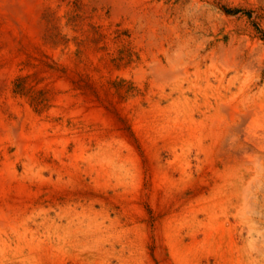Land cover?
<instances>
[{"label": "rangeland", "instance_id": "1", "mask_svg": "<svg viewBox=\"0 0 264 264\" xmlns=\"http://www.w3.org/2000/svg\"><path fill=\"white\" fill-rule=\"evenodd\" d=\"M129 1L0 0V264H234L203 224L229 189L236 264H264V135L239 123L264 102V0ZM213 112L215 141L189 140Z\"/></svg>", "mask_w": 264, "mask_h": 264}, {"label": "bare ground", "instance_id": "2", "mask_svg": "<svg viewBox=\"0 0 264 264\" xmlns=\"http://www.w3.org/2000/svg\"><path fill=\"white\" fill-rule=\"evenodd\" d=\"M107 1V0H106ZM113 4L112 6L114 5V7H116L117 10H131L133 8V6L131 5L132 3L129 1V0H110ZM133 1V0H132ZM136 2V0H135ZM138 5V4H137ZM135 7V6H134ZM135 10V8L133 9ZM137 11H138V8H137ZM119 12V11H118ZM121 12V11H120ZM130 15V14H129ZM131 16V15H130ZM135 16V15H134ZM133 17V16H132ZM135 18V17H134ZM165 73V72H164ZM230 100V98H229ZM228 100V101H229ZM227 102V101H226ZM225 102H223L224 104ZM235 103V102H234ZM245 104V103H243ZM229 105V103H228ZM234 105V104H232ZM243 106V105H242ZM229 107V106H228ZM233 107V106H232ZM231 108V107H230ZM227 110V109H226ZM230 111V110H229ZM232 112H234L233 108L231 109ZM216 112H213V113H210V120H211V123L209 124V127L207 126V128L205 129L204 132H199V133H193L190 135V138H188L189 140L193 139V138H196V140L200 141V138L202 137V134L203 133H207L210 138L212 140H214L216 137L219 136L220 134V131L218 130V126H216V124H214V121L215 122H223V117H221L220 113H216ZM229 113V112H228ZM231 113V112H230ZM227 115V113H226ZM225 115V116H226ZM240 120H239V123L242 124V131L244 130V133L245 135L250 138L251 140L252 139H257L258 137L260 138V136L264 135V102L262 100L260 101H257L256 103H253V105H245L243 106V109L240 111ZM188 117V116H187ZM231 117V114H229V118ZM228 118V119H229ZM197 120V119H196ZM225 120V119H224ZM200 121V120H199ZM231 121V120H230ZM238 121V120H237ZM194 122V121H193ZM42 123V122H41ZM45 123V122H44ZM219 123V124H220ZM228 123V121H227ZM231 123V122H230ZM9 124V123H8ZM5 120L4 121H1L0 119V139L1 137L3 136L4 132L7 130L8 125ZM11 124V123H10ZM199 124V123H198ZM233 124V122H232ZM12 125V124H11ZM15 125V124H14ZM14 125H12L14 127ZM17 125V124H16ZM201 125V123H200ZM218 125V124H217ZM223 125V124H222ZM190 126V125H189ZM188 126V127H189ZM198 126V125H197ZM197 126H196V129H197ZM204 126V124H203ZM216 126V127H215ZM236 126H238L236 124ZM17 127V126H16ZM34 127V126H33ZM202 127V126H201ZM226 127V126H225ZM36 128V127H35ZM204 128V127H203ZM229 128V127H228ZM10 129V128H9ZM33 129V128H32ZM224 129V128H223ZM31 130V129H30ZM44 130V129H43ZM47 130V129H46ZM230 130V128H229ZM239 130V128H238ZM42 131V127L39 126L36 130V132L30 134L29 132L26 133L24 132V130L22 129L21 133H19V138L21 139V144L19 143V146L22 147V148H26L28 145H30L28 142H25L26 140L30 139L31 137H35V136H38L40 135ZM241 131V132H242ZM3 132V133H2ZM11 132V131H10ZM46 132V131H45ZM242 133V134H244ZM222 134L224 135V140L227 143H230L232 142V139L234 140V138H232V134L230 132H226L225 130L222 131ZM2 135V136H1ZM5 137V136H3ZM49 137V135H48ZM222 137V138H223ZM6 138V137H5ZM17 138V137H16ZM41 138V137H40ZM52 138V137H50ZM264 138V137H262ZM4 139V138H3ZM31 140H34L31 138ZM39 140V139H38ZM250 140V141H251ZM42 141V140H41ZM45 141V140H44ZM42 141V142H44ZM51 141H54L53 139H51ZM215 141V140H214ZM222 141V140H221ZM249 141V142H250ZM4 142V141H3ZM17 143V140L15 141ZM30 142V141H29ZM33 142V141H32ZM224 142V143H225ZM251 142H255L254 140H252ZM47 143V142H45ZM223 143V144H224ZM248 143V142H247ZM5 144V143H4ZM3 144V145H4ZM18 144V143H17ZM222 144V143H221ZM245 144V143H244ZM243 144V145H244ZM36 145V144H35ZM35 145H32L31 147L28 146V148H31L33 150L34 146ZM50 145V144H49ZM82 145V144H80ZM228 145V144H227ZM232 145V144H231ZM38 146V145H37ZM63 146V145H62ZM208 146V145H207ZM210 146V145H209ZM226 146V145H225ZM1 147V145H0ZM4 147V146H3ZM229 147V146H228ZM248 145H244L242 146L243 148V151H247L248 150ZM2 148V147H1ZM63 148V147H62ZM81 148V147H80ZM222 148V147H221ZM35 149V148H34ZM38 149V147L36 148ZM83 149V147H82ZM111 149V148H110ZM226 149V148H225ZM240 149V148H239ZM252 149V147L250 148ZM30 150V149H29ZM84 150V149H83ZM113 150V149H112ZM228 150V149H227ZM58 151V150H57ZM249 151V150H248ZM30 152V151H29ZM32 152V151H31ZM107 152V151H106ZM112 152V151H110ZM78 153V152H77ZM80 153V152H79ZM88 153V152H87ZM216 153V152H215ZM225 153V152H224ZM30 154H33V153H30ZM89 154V153H88ZM122 154V153H121ZM27 155V154H26ZM91 155V154H90ZM89 156V155H87ZM120 156V155H119ZM126 156V155H125ZM212 156V155H211ZM28 157V156H27ZM35 157V156H34ZM110 161H113V160H120L121 158L119 157H116V154L113 155L111 154L110 157H108ZM125 158V157H124ZM211 158V157H210ZM29 160V159H28ZM38 160V159H37ZM89 160V159H87ZM7 161V160H6ZM12 160H8V164H10ZM90 161V160H89ZM122 161V160H121ZM5 162V161H4ZM27 161H25L26 163ZM34 162V161H33ZM116 162V161H115ZM123 162V161H122ZM3 164V163H2ZM7 162L5 163V165L2 167L1 171H0V187L2 188V190H4L3 188V178H4V175L6 176L5 174V170L7 172L8 171V165ZM113 164V163H112ZM119 164V163H118ZM13 165V164H11ZM91 165V164H90ZM113 166H115L113 164ZM107 167V166H106ZM105 167V168H106ZM117 167V166H116ZM12 168V167H11ZM10 168V170H11ZM104 168V169H105ZM110 168V167H109ZM101 170L103 168H100ZM12 171V170H11ZM106 171V170H105ZM14 174V172H13ZM17 175V174H16ZM10 176V175H9ZM12 176V175H11ZM19 176V175H18ZM227 176V175H226ZM229 176V175H228ZM7 177V176H6ZM5 177V178H6ZM18 178V177H16ZM23 178V177H22ZM9 179V178H8ZM8 179L6 178V180L8 181ZM13 179V178H12ZM5 180V179H4ZM11 180V179H10ZM15 180V179H14ZM22 181V180H21ZM8 183V182H7ZM6 183V185H7ZM10 185V184H9ZM18 189V188H17ZM230 191L226 192L225 194H227V197L226 198H222V200H219V201H211V203L208 204V210L210 212V215H209V218L207 219V221L204 224V233H205V245L209 248H215L216 250L215 251H221L223 252L224 254L226 253L227 255H229L232 259H233V262L234 264H236L237 260H236V256H235V252L237 251L236 249V245L232 242L231 240V232H232V224H230L226 217H225V214H227L228 210H229V206L230 204L232 203L231 200H230V196H231V193H232V189H229ZM3 192V191H2ZM243 194H242V197L244 198L245 202H249V193L248 191H245V188L243 189ZM219 194V193H218ZM1 195V194H0ZM216 195V194H215ZM219 197V196H218ZM5 203V202H4ZM13 203V202H12ZM1 205V204H0ZM3 205V204H2ZM1 205V206H2ZM0 206V207H1ZM4 206V205H3ZM16 206V205H14ZM10 207V206H9ZM17 208V207H16ZM204 208V207H203ZM9 210V209H8ZM17 211V210H16ZM18 212V211H17ZM14 213V212H13ZM8 213L5 212L4 208H0V218H4V217H7ZM11 214V213H10ZM15 216V215H14ZM20 216V215H19ZM208 217V216H207ZM17 218H18V215H17ZM7 221V220H5ZM11 218H10V222H11ZM9 222V221H8ZM14 222V221H13ZM1 223H4V222H1ZM12 223V222H11ZM200 223V222H199ZM5 224V223H4ZM13 224V223H12ZM9 225V223H8ZM16 224H14L15 226ZM12 225V227H14ZM15 228V227H14ZM19 229V227H18ZM17 230V229H16ZM250 233L252 234L253 230H254V226L253 225H250ZM17 233V231H16ZM4 234V233H3ZM21 235V234H20ZM3 237V236H2ZM5 238V237H3ZM65 238V237H64ZM1 241V240H0ZM204 241V240H203ZM2 243V242H1ZM7 243V242H6ZM197 245V244H196ZM195 245V246H196ZM1 248H2V244L0 245ZM198 246V245H197ZM204 247V246H203ZM197 250V249H196ZM3 251V250H2ZM36 261V259H35ZM33 264V263H32Z\"/></svg>", "mask_w": 264, "mask_h": 264}]
</instances>
